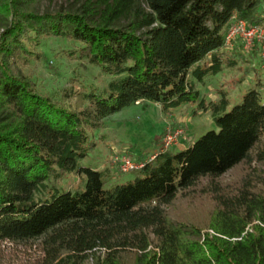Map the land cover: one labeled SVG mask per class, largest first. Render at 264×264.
<instances>
[{
    "label": "trees",
    "instance_id": "16d2710c",
    "mask_svg": "<svg viewBox=\"0 0 264 264\" xmlns=\"http://www.w3.org/2000/svg\"><path fill=\"white\" fill-rule=\"evenodd\" d=\"M260 2L0 0V241L42 238L51 264H264V83L229 110L226 92L208 101L196 87L244 56L225 35L233 15L264 23ZM50 37L75 41L67 54L111 77L81 93L83 106L64 101L69 90L41 92L21 68ZM140 102L164 112L196 103L216 128L176 152L160 141L136 159L140 176L106 189L109 168L80 164L88 131ZM241 165L238 181L221 182ZM65 174L84 189L56 194ZM201 181L212 190L210 224L171 218Z\"/></svg>",
    "mask_w": 264,
    "mask_h": 264
},
{
    "label": "rangeland",
    "instance_id": "374dc122",
    "mask_svg": "<svg viewBox=\"0 0 264 264\" xmlns=\"http://www.w3.org/2000/svg\"><path fill=\"white\" fill-rule=\"evenodd\" d=\"M60 1L62 0H45V4L54 5ZM258 10L264 15V0H261ZM260 24L264 26V23ZM77 47L78 43L73 40L50 37L44 40L41 47L35 48L34 57L21 66L24 74L35 82L41 92L60 97L65 90H69L71 97H65L64 101L74 107L83 106L79 97L86 88L92 85L102 87L111 79L98 67L68 55L67 51ZM251 51L243 53V57L235 53V65L224 68L216 75L207 76L203 83H197L200 95L208 101H215L220 97V91L226 92L229 110L257 82L264 83V69L260 65L258 48ZM196 108V103H187L168 112L162 111L154 102L127 106L109 115L101 126L88 131L93 145L80 160V164L97 170L109 168L112 177L105 183L106 189L134 180L141 175L140 172L135 168L123 172L113 161L114 155L121 152L130 155L133 160L139 156L152 158V154L160 146L164 131L174 129L173 127L181 128L182 132L178 135L177 143L168 149L176 152L189 147L206 131L216 128L210 111ZM243 170V165L237 166L223 175L221 182L234 184L243 175ZM57 188L56 194L68 189L83 190L84 178L76 174H65L57 182ZM212 197V190L206 186L205 181H201L188 191L187 197H178L167 209V213L171 218L206 227L210 224L214 206ZM47 261L48 253L42 238L25 242L0 241V264H51Z\"/></svg>",
    "mask_w": 264,
    "mask_h": 264
},
{
    "label": "built area",
    "instance_id": "2783aa9c",
    "mask_svg": "<svg viewBox=\"0 0 264 264\" xmlns=\"http://www.w3.org/2000/svg\"><path fill=\"white\" fill-rule=\"evenodd\" d=\"M237 42H240L243 49L247 51L253 50L255 47L258 48L261 68L264 69V26L261 24L248 25L244 19L233 15L225 35V47L231 48ZM181 132V128L166 129L162 135V149L176 144ZM113 161L119 165L123 172L142 166V162L133 160L130 155L121 152L114 155Z\"/></svg>",
    "mask_w": 264,
    "mask_h": 264
},
{
    "label": "crops",
    "instance_id": "0c3cea01",
    "mask_svg": "<svg viewBox=\"0 0 264 264\" xmlns=\"http://www.w3.org/2000/svg\"><path fill=\"white\" fill-rule=\"evenodd\" d=\"M138 158H143V157H140V156H139Z\"/></svg>",
    "mask_w": 264,
    "mask_h": 264
}]
</instances>
